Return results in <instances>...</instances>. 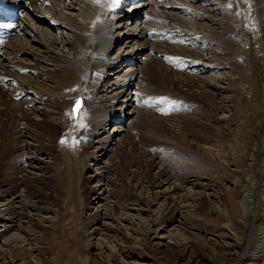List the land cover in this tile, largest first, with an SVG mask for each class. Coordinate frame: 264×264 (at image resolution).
<instances>
[{"label":"rangeland","instance_id":"obj_1","mask_svg":"<svg viewBox=\"0 0 264 264\" xmlns=\"http://www.w3.org/2000/svg\"><path fill=\"white\" fill-rule=\"evenodd\" d=\"M145 3L137 9L133 7L136 4L128 3L120 10L121 16L116 18L115 24L111 25L113 45L107 48L108 50L102 51L104 49L101 48L102 43L95 42L92 45V64L96 57L103 58V61L111 58L112 65L108 70L115 71L123 63L127 65L126 61L129 58L139 54L137 60L135 59L137 73L134 76V84L139 83L142 88L149 86L148 79L143 73L146 58L158 57L167 70L169 78L167 90L173 91L174 78L183 79L184 75L169 60L175 57L188 62L192 74L187 70L185 73L190 72L189 74L201 77L217 86L208 88V91L212 92L215 105L219 107L215 118L218 122L217 126L223 132L219 138L222 140L224 149L219 156V161L215 163L209 158L206 159L210 162L209 166L204 169L205 171L202 170L208 173L207 178L199 181L196 175L201 171L195 169L198 173L189 174L191 176L182 183V190L162 193L166 197H159L155 201H152L150 184L142 175H139L140 173H136L135 177L134 174L130 175L131 179L135 178L131 185L122 186L117 179L116 169L121 166V156L117 154V150L120 147H126L130 140L141 154V157L133 156L134 162H138L139 158L146 161L154 157L152 158L154 161L152 175L158 177L161 172L166 173L162 175L163 178L161 177V182L155 189L157 192L168 191L170 187L168 178L170 182H174L181 174V168L176 167L173 162L176 157L173 146L164 148L160 145V142L170 141V137L159 136L160 142H158L152 133L140 134L134 129L133 123L137 119L136 110L146 108L148 103L137 93L135 94V88L129 97L131 101L124 110L123 118L117 116L116 120L114 118L110 120L104 132L91 139L92 147L85 150L83 157L81 156L82 159H79L80 163L74 164L76 166L73 170L74 174L78 173L77 179L72 181L69 173H65L64 176L61 172L63 167L58 162L59 166L56 165L57 168L55 166L53 168L56 173L58 172L59 177L54 176L50 181L45 180L39 197L29 195L24 184H21L22 188L16 192L3 194L0 191L2 194L0 195V264H37V262L39 264H264V228L257 240L253 234V227L264 212V54L256 53V56H252L250 52V45L244 37L241 24L244 8L238 0H189V4L196 11L191 8L188 11L184 10L188 8L186 6L173 9L180 16L187 17V19L181 17L186 19V22L181 24L179 22L181 18L176 21L173 15L168 20L153 16L156 15L155 12L161 10L157 0H146ZM49 6L51 7L52 4L47 3V6L42 8L41 16L51 15ZM164 10L173 12L169 8ZM21 11L25 17L21 16L15 22L19 31L8 36L9 39L13 38L12 43L23 45L42 57L53 59L57 57L62 64L74 68L77 75L83 79L81 87L85 90L84 83H87L86 78L91 73L92 66L90 69L80 66L74 58L77 51L71 48L73 42L82 43L77 40L81 39L82 35L71 34L72 31L64 30L63 26L56 27L57 25L53 23L52 28H44L46 20H42L43 25L39 22L35 23L36 26H41V31L35 30L36 28L31 29V32L21 31L24 21L30 20L33 23L35 15L32 11L26 13L20 10L19 12ZM62 12L76 16L79 21L83 20L79 17L82 13L79 14L76 10L64 8ZM148 12L150 15L147 14ZM250 14L257 16L256 11L252 9ZM114 15L116 14L113 13L112 16ZM258 15L264 23V10L259 11ZM56 21L53 20V22ZM107 22L108 19L103 18L101 23L108 24ZM140 24L143 27L146 25V29L153 35H147L151 39H144L145 44L146 42L148 44L147 49L140 47L142 37L138 38V34L133 36L136 26ZM175 25H178L175 27L178 31L172 28ZM76 26L81 32H85L84 28ZM155 29L172 31L174 39L165 41L176 45L173 48L174 52L165 51L164 48L170 46L163 42L158 43L167 37L156 36ZM33 30L35 31L32 32ZM186 30L193 33V41L197 42L194 44L195 47H205L209 50L202 52L201 57H195L197 61L192 62L193 57L189 54V51L194 49L192 43L180 39V33ZM38 33L42 34L38 40L45 44L46 50L43 44L39 46L33 41L37 39L32 36H38ZM259 36H262L260 38L264 44V30L260 31ZM234 41L245 44L246 46L242 45V48L247 50L245 53L243 49H238L241 54L236 56L237 58H234L226 49V46L232 45ZM97 43L98 46H96ZM179 45L186 50L180 52ZM4 52V45H0V63H2L1 55ZM195 58L193 60H196ZM115 60L118 63L114 64ZM29 61L32 60L29 59ZM240 65L243 70L246 66L244 73L243 70L240 71ZM101 66L100 62L98 67ZM108 70L107 73L111 74ZM58 74L62 76L63 73L58 72ZM117 76L119 75H115L114 78ZM112 80L110 78L103 82L106 84ZM181 88L184 91L177 90L178 93L173 94L184 96L188 93L187 88ZM153 89L160 88L153 87ZM198 89L200 90L196 88L195 93L201 95L202 92L201 90L198 92ZM31 95L29 99L34 102L33 105L42 107L39 98ZM25 98L26 96L20 100ZM162 99L165 98L157 100ZM76 103L77 101H74L73 104ZM157 103L155 107H158V110L148 114H153L155 119L159 117L165 120L171 130L182 133L181 123L177 124L171 118H166L167 115L160 113L166 111V114H170L172 110L167 108L164 102H159L163 105ZM203 105L205 104L202 103L200 106ZM120 106L121 104L118 103L116 108L120 109ZM79 107L81 111L71 110V117L76 123L75 126L79 124L78 128L84 124L81 121L82 116L79 115L84 111L80 103ZM192 115H195V119L198 118L200 122L204 119L202 123L208 119L205 114ZM35 117L40 118L36 114ZM206 122L213 125L210 120ZM188 138L193 140L190 136ZM168 144H171V141ZM175 146L177 150L181 148L177 144ZM254 152H257V160L252 165L251 155ZM24 153L20 157H15L13 161L25 166L23 168L31 172L30 175L33 177H41L43 174L41 168L44 169L45 165H52L54 162L53 158L47 154L33 153L34 156L42 155L38 156L39 161H35L30 158L29 153ZM134 154L137 155V152ZM19 159L22 161L24 159L26 162H20ZM27 161L30 162L27 163ZM132 169L143 173L140 170V162L136 163ZM3 172L5 171L2 170L0 174ZM56 173L54 172V175ZM15 180L17 178L13 176L12 182ZM210 180L217 181V186L212 185L213 182ZM65 181L71 182L70 191L60 186L65 184ZM125 181L127 184L130 183L129 179ZM198 182L203 183L204 186L198 185ZM254 183H256L254 188H251L252 199L249 198L252 200L254 209L252 213H247L248 204L245 200L250 195L249 187ZM257 184H261V187ZM140 193L151 199V204H146L144 200H135H140L137 197L141 195ZM117 203L119 205L115 207ZM10 210H15L17 213L13 215ZM164 214L167 215L166 222H160ZM253 215L256 216L255 220ZM29 220L39 224L40 227L33 230L31 223L27 222ZM255 245L257 248L251 259L248 257L249 252L252 246L255 248ZM19 249H21L20 252Z\"/></svg>","mask_w":264,"mask_h":264},{"label":"bare ground","instance_id":"obj_2","mask_svg":"<svg viewBox=\"0 0 264 264\" xmlns=\"http://www.w3.org/2000/svg\"><path fill=\"white\" fill-rule=\"evenodd\" d=\"M239 1L244 8L242 12L241 24L244 37L250 45V52L252 56H256V53L264 54V44H262L263 40L260 38L262 36H259L260 31L262 32L264 30V23H262V18L260 19L258 15L259 11L264 10V0H238V2ZM48 2L52 4L51 7L49 6V12L51 15L41 16L42 8L46 7ZM177 2L178 1L176 0H157V4L161 6V10L160 12H155L156 15L153 16L158 19L162 18L164 20H168L170 16L173 15L175 17V20L178 21V18L184 17L187 19V17L180 16L179 13H175L173 9H175L176 7L186 6L188 8H185L184 10L188 11L191 8L192 10L196 11V9L192 8L189 4V0H181L180 2ZM19 3L23 4V8H26V13L32 11L35 14L33 16L34 22L31 23L30 20L27 22L24 21L25 24L21 26V31L31 32V29L35 28V30L39 31L41 26H36L35 23L39 22L41 25H43L42 20H46V25H43L44 28H52L53 25H57L56 27L63 26V29L68 32L72 31L71 34H81V39L77 40L82 43L79 44L77 42H73L71 45L73 51H77L74 58L78 62V64H80V66L84 67L85 69H90V66H92V70L91 73H89L88 78H86L87 83H84L85 90H83V88L81 87L83 79H81L77 75L74 68L62 64L61 62H59V59L57 57H54V59L46 58L44 56L42 57L41 55L35 53L34 51L28 49L23 45H14V42L12 43L13 38H8L7 31H0V45L2 44L5 47V52L1 55L2 63H0V172L2 170L5 171L3 172V174H0V191H2L1 193L5 194L7 192H16L20 188H22L20 185L24 184V188L26 192L29 193V195L39 197L42 192V183L45 180L50 181L52 178H54V176L59 177L58 172L56 173V170H54L53 168V166L57 168L56 165L59 166V163L63 167V171L61 172H63L64 176L65 173H69L72 176V181H74V179H77L78 173L74 174L73 168L74 166H76L74 164L77 163L78 165V163H80L79 159H82L85 150H87V148L89 147H92L91 139L101 134V132L105 130V128H107L108 122L110 120H112L113 118L115 119L117 116H122L123 118L125 114L124 110L128 107L129 102L131 101L129 97L130 95H132V92L135 88V94L137 93L141 99L144 98L145 101H148V103L146 104L149 108H138V110H136L137 119L133 123V126L135 127L134 129L137 131V133L140 134H144L146 132L152 133L153 137H155L158 142H160V139H158L159 136H166L167 138L170 137L171 139L169 140L171 141V144H168V142L170 141H165L160 142V145H162L164 148L173 146L174 155L176 157H174V160H171H173L176 167L179 166V168H181V174L180 177L176 178L177 181L175 180L174 182H170V178H168V182L170 184L168 191L164 190L163 192H157V190L155 189L158 187L159 182H161L160 180L163 178L162 175L166 173L161 172L158 177H154L152 175L151 171L154 166V161L152 160V158L154 157L152 156L151 159H147L146 161H142V158H139L140 160L138 162H140V170H142V174L139 171H133L132 168L138 162H134L132 158H134L133 156L141 157V154L140 151L137 150L134 143L132 144L131 140L130 142L128 140L129 143L125 145L126 147H120L117 150V154L121 156V166H119V168H117L116 166L117 179H119V182H121L122 186L128 187L129 185H131V182L135 180V178L131 179L132 176L130 177V175L134 174L135 177L136 173H140L139 175H142L144 179L150 184L149 189L152 192V201H155L159 197H166L165 195H162V193L165 194L169 191H171L172 193V191L174 192L178 189L180 190L182 188V183L187 181V179L191 176H189V174L192 173L196 175V173H198L195 172V169L201 171L198 173V175H196V177L199 178V181L200 179H203L207 176L208 173L203 172V170L207 166H209L210 162L206 161V159L209 158L217 163V160L223 153L224 149L221 142L222 140L220 139L223 132L217 126L218 122H216L217 119L215 118V116H217L216 112H218L219 107L218 105H215L212 92L210 93L208 91V88H216V85L204 80L201 77L191 75L192 69L189 67L190 65L188 64V62L175 59V57H172L169 61H172L171 63L174 65V67H176L178 70H181V73H183L185 78L183 77V79H181L173 77V84L175 89H173V91L169 89L167 90L169 79L167 70L164 66L163 61H159L158 57L152 56L146 58V66L143 69V73L144 76H146V78L148 79L149 86L142 88L139 86V83L134 84V76L137 73V69L135 66L136 63L133 64V66H130V60H137L139 54L134 55L135 57L133 56L132 58H129L128 61H126L128 62L127 65L123 63V65L118 66L115 71L114 69L108 70L112 65L110 64L111 58L108 61H103V58L96 57V59H94L95 62H93L92 64V45L95 42L102 43L101 48H104L102 51L108 50L109 47L113 45L114 39L111 37V25L115 24L114 21L116 20V18L120 17L122 14V12L118 8L121 4L120 0H99L98 3L96 2V0L15 1L16 6ZM146 3L148 6L149 2L147 1ZM140 6V3H137L135 7L137 9ZM64 8L76 10L79 14L82 13V16L79 17L83 20L79 21L76 16L64 14L62 12ZM164 8H169L173 10V12H166ZM12 9L13 6L11 4H0V14L9 13ZM251 9L256 11L257 16L250 14ZM108 11H110V14H108ZM198 12L200 11L198 10ZM113 13L116 15L112 16ZM147 14L150 15L149 12ZM71 17L73 21L71 20ZM103 18L108 19V24L101 23ZM184 18L180 19L179 22L181 24L186 22V19ZM53 20L57 21L53 22ZM74 24L84 28L85 32H81ZM141 25L142 24H140V26H136V29L133 32V36H136V34H138V38L142 37V43L140 44V47L147 49L148 44L147 42L145 44L144 39H151V37L147 36L151 35V33L146 29V25H144V27ZM177 26L178 25L172 26V28L174 29ZM254 28H257L258 30L256 31V29ZM35 30H33L32 32H34ZM175 30L178 31V28H175ZM147 32H149V34H147ZM154 34L166 36V39L158 41V43L163 42V44L170 46L164 48L165 51L174 52L173 48L176 47V45L169 44L165 41L174 39L172 31H159L155 29ZM180 34V39L189 41L193 46L197 43L193 41V33H191L189 30L181 32ZM40 35L42 34L38 33V36L33 35L32 37H35L37 39L33 41L35 44L38 43L39 46H42L43 44L44 47L45 44L42 41L38 40V37H40ZM46 44L48 43L46 42ZM242 45L244 47L246 46L239 41H234L232 45L226 46V49H228L229 53L235 58L238 55L240 56L241 53L238 49H243L244 47L242 48ZM96 46H98V43ZM105 46L107 47L105 48ZM44 48L46 50L47 47ZM178 48L180 52L186 50L183 46L180 45L178 46ZM207 50L208 48L205 47L197 48L194 46V49L190 50L189 54L194 59L197 56L201 57L202 52H205ZM243 51L246 53L247 50L243 49ZM29 59L32 61H29ZM193 59L192 62L197 61L196 58V60ZM166 61H168V59ZM100 62L102 63V66L98 67ZM116 63H118V61H116L114 64ZM216 64L219 63L216 62ZM242 65H240V71L243 70ZM245 67L246 66H244L243 73L245 71ZM107 70L111 74H108ZM186 70L190 71L191 74H189L190 72L185 73ZM58 72H62V76H60ZM93 72L94 74H92ZM115 75L119 76L114 78ZM110 78L113 79L111 82L106 84L105 82H103L108 81ZM138 86L140 88H138ZM153 87H159L160 89L154 90ZM181 87H185V89L187 88L186 90L188 91V93L186 94L184 92L185 95L183 93L185 97L182 95L180 96L177 94H173L174 92L178 93L177 90H182ZM196 88H200L202 92L201 95L195 93V91H197ZM200 90L198 92H200ZM31 94L39 98L42 107L38 108L37 106L35 107L33 105L34 102L29 99V96ZM24 96H26V98L20 100ZM159 98H165L164 103L166 104L167 108H170L172 110L170 114H166V111L160 113L167 115L166 118H171V120L176 121L177 124L181 123L182 133H177L171 130L165 120H161V118L159 117V119H155L152 116L153 114H148L155 113V110H158V107H155L156 102H158V105H163L159 103L161 100H157ZM74 101H77V103L73 104ZM79 103L84 110L83 114H81L82 112H79V115L82 116L81 121H83L84 124L78 128L79 124L75 126L76 123L71 117V110L76 112H78L79 110L81 111ZM118 103L121 104L120 109L116 108V105ZM202 103L205 105L200 106L202 105ZM175 112H177L178 114H174ZM195 113H197L198 115L199 113H201L202 115H207L205 116L208 118L206 121H212L213 125L207 124L206 121L205 123H202L204 119L201 120V122L198 120V118L195 119V115H192ZM35 114L40 118L37 119L35 117ZM192 116L194 118H192ZM163 117L164 119H166L165 116ZM189 136L192 137L191 139L193 140H190L188 138ZM176 144L181 148L177 150L175 146ZM24 152H27V154L29 153V155H31V157H29L32 160L34 159L35 161H39L40 158L38 156L42 155L34 156L33 153L47 154L53 158L54 162L52 163V165H45L44 169L41 168V170L43 171L41 177H33L30 175L31 172L29 173L27 169L23 168L25 166L18 164V162L16 161H13L15 157H20ZM136 152L137 155L134 154ZM251 158L253 160L251 164L254 165L257 160V152H254L251 155ZM20 162L25 163L26 161L23 159V161L20 160ZM28 162L30 161H27V163ZM198 162L202 163L199 164ZM44 172L49 175H45ZM54 172L56 173L55 175ZM200 173L201 175H199ZM13 176H15L17 180L12 182ZM126 179H129V184L126 183ZM210 181L213 182L212 185L217 186V181ZM255 184L256 183L249 187L250 195L247 194L249 197L246 198L247 200H245V202L248 204L247 213H252L254 209L251 199L253 195L252 189L254 188ZM198 185L204 186V184L200 182H198ZM257 185L258 187H261V184ZM60 186L64 190L68 189L70 191L72 185L70 181H65V184H61ZM142 195L143 194L137 195L140 200H135H144L146 204H151V199L149 200L147 197ZM250 197L251 199H249ZM118 205L119 204L117 203L115 207H117ZM10 211V213H13V215L17 213L15 210ZM166 216L167 215L164 214L163 217H161L160 222H166ZM253 218L255 220L256 216H254ZM263 220L264 212H262L259 220L253 227L255 240L259 238V235L264 228ZM27 222L31 223V228L33 230L40 227L39 224H34L32 220H29ZM42 229L43 228H41V230ZM256 248V245L255 248L254 246H252L248 256L249 258L251 257V259H253ZM20 250L21 249H19V252ZM37 264H39V262H37Z\"/></svg>","mask_w":264,"mask_h":264},{"label":"snow or ice","instance_id":"obj_3","mask_svg":"<svg viewBox=\"0 0 264 264\" xmlns=\"http://www.w3.org/2000/svg\"><path fill=\"white\" fill-rule=\"evenodd\" d=\"M96 2L98 3V2H99V0H96ZM160 102H161V103H163V102H164V100L162 99Z\"/></svg>","mask_w":264,"mask_h":264}]
</instances>
